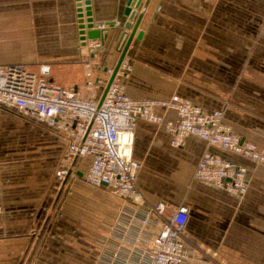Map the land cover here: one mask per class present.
<instances>
[{
	"label": "crops",
	"instance_id": "crops-1",
	"mask_svg": "<svg viewBox=\"0 0 264 264\" xmlns=\"http://www.w3.org/2000/svg\"><path fill=\"white\" fill-rule=\"evenodd\" d=\"M125 2L90 0L93 28L102 25L105 35L93 69L105 85L126 37ZM76 3L0 0V64L37 70L47 63L57 84L88 97L89 49L81 44ZM250 5V0H148L126 53L132 61L124 79L127 94L166 99L176 93L205 111L222 110L223 122L264 152V39L231 42L226 31L247 27ZM156 112L175 117L172 110ZM170 139L161 125L138 120L132 156L141 164L137 186L145 204L188 208L185 264H264V164L196 136H187L180 146ZM65 146L60 134L0 106V264H96L106 224L117 220L127 201L83 179L90 156L75 161L62 187L65 195L67 189L73 194L53 200L52 189L63 182L56 171ZM204 151L246 168L244 195L194 177ZM150 230L156 233L158 227Z\"/></svg>",
	"mask_w": 264,
	"mask_h": 264
},
{
	"label": "built area",
	"instance_id": "built-area-1",
	"mask_svg": "<svg viewBox=\"0 0 264 264\" xmlns=\"http://www.w3.org/2000/svg\"><path fill=\"white\" fill-rule=\"evenodd\" d=\"M86 45L89 59L84 63V85L88 97H81L73 87L57 84L47 63H41L37 70L8 63L0 64V106L64 138L66 146L56 171L59 179L65 177L74 159L90 156L83 179L126 199L117 220L106 224L96 264H185L189 252L183 239L187 206L169 202L147 205L137 186L141 164L132 156L137 121L161 125L171 135L173 146L182 145L192 135L255 163L264 164V152L234 133L223 122L222 110L205 111L176 93L166 99L129 96L124 82L132 69L128 54L100 96L97 91L105 81L95 76L93 60L102 42L87 39ZM113 70L106 72L111 76ZM159 108L174 111L175 117L157 113ZM194 177L237 196L247 191L246 168L210 151L200 156ZM151 227H158L157 232L152 233Z\"/></svg>",
	"mask_w": 264,
	"mask_h": 264
},
{
	"label": "water",
	"instance_id": "water-1",
	"mask_svg": "<svg viewBox=\"0 0 264 264\" xmlns=\"http://www.w3.org/2000/svg\"><path fill=\"white\" fill-rule=\"evenodd\" d=\"M76 11H77V23H78V33L80 35V40H81V44L82 45H86V41L87 39H96L99 38L101 39V41L103 40V37L105 36L103 34V30L101 29H94L93 28V23H92V17H91V7H90V0H76ZM148 0H146L143 4L142 7V11L141 13H139V15L137 16V18L135 19L136 15H137V10L140 8L142 0H126L125 2V7L123 9V15L126 17V20L124 21L123 24V28H124V32L122 35V39L123 37H125V43H124V47L121 50L120 56L118 58V61L114 67V70L111 74V76L109 77L105 87L103 88V93H102V97L104 96L109 84L111 83L114 74L123 58V56L127 53V49L131 43V40L134 36V34L136 33V30L138 28V25L140 23L141 17L143 15V12L145 11L146 5H147ZM82 4L85 5V8H82ZM84 15L87 17V19H84ZM86 22V23H85ZM114 22H110L107 25L109 26H113ZM127 30H129L130 32L127 33ZM142 35L141 31H139L137 33V38H139ZM101 97V99H102ZM100 99V100H101ZM76 159L73 160L71 167L68 171V173L65 175V177L63 178V182L61 184V187L59 189L58 195L57 197H59L60 192H61V188L64 186V184L66 183L69 175L71 174V170L75 164ZM76 174L78 176H82L81 172H76ZM52 210V209H51ZM51 212V211H50ZM50 214V213H49Z\"/></svg>",
	"mask_w": 264,
	"mask_h": 264
},
{
	"label": "rangeland",
	"instance_id": "rangeland-1",
	"mask_svg": "<svg viewBox=\"0 0 264 264\" xmlns=\"http://www.w3.org/2000/svg\"><path fill=\"white\" fill-rule=\"evenodd\" d=\"M250 3L251 5H250L249 24L247 25V27H244L243 29L238 28V27L227 29L226 31L231 32V35L227 36L228 37L227 39H229V41L231 42H235L237 40L239 41L241 37L243 39H246V37H248L252 41H260V40L263 41L264 39V0H250ZM59 189L60 188L52 189L50 194L52 195L51 197L53 198V200L57 197ZM67 190L70 192L68 194L66 191V195H70L72 193L71 189H67ZM63 195L66 196L64 189L61 188L59 197ZM109 196L112 197V194L111 195L109 194ZM90 198H91V211H92L93 209L96 208V205L93 202L95 199L92 197V194Z\"/></svg>",
	"mask_w": 264,
	"mask_h": 264
},
{
	"label": "bare ground",
	"instance_id": "bare-ground-1",
	"mask_svg": "<svg viewBox=\"0 0 264 264\" xmlns=\"http://www.w3.org/2000/svg\"><path fill=\"white\" fill-rule=\"evenodd\" d=\"M125 41V40H124ZM124 43V42H123Z\"/></svg>",
	"mask_w": 264,
	"mask_h": 264
}]
</instances>
